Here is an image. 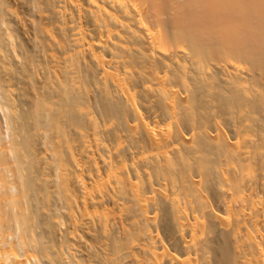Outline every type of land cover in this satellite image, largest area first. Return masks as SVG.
<instances>
[{
	"label": "bare ground",
	"instance_id": "obj_1",
	"mask_svg": "<svg viewBox=\"0 0 264 264\" xmlns=\"http://www.w3.org/2000/svg\"><path fill=\"white\" fill-rule=\"evenodd\" d=\"M0 264H264V0H0Z\"/></svg>",
	"mask_w": 264,
	"mask_h": 264
}]
</instances>
